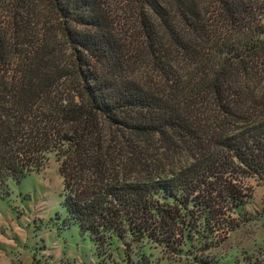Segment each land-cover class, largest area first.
Here are the masks:
<instances>
[{"label": "trees", "instance_id": "trees-1", "mask_svg": "<svg viewBox=\"0 0 264 264\" xmlns=\"http://www.w3.org/2000/svg\"><path fill=\"white\" fill-rule=\"evenodd\" d=\"M46 2L14 61L30 23L0 26V199L55 156L61 227L98 251L224 241L264 184V0H137L131 39L102 0Z\"/></svg>", "mask_w": 264, "mask_h": 264}, {"label": "rangeland", "instance_id": "rangeland-1", "mask_svg": "<svg viewBox=\"0 0 264 264\" xmlns=\"http://www.w3.org/2000/svg\"><path fill=\"white\" fill-rule=\"evenodd\" d=\"M102 3L116 20L115 33L131 39L137 0ZM46 4V0H32L28 8H23L20 0H0V26L9 36L11 22L18 13L30 23L25 44L9 53L12 61L17 51L29 48V43L48 38L46 13L40 18V13L48 12ZM257 18L264 20L262 13ZM54 35L49 38L63 49L64 40ZM58 168L59 161L50 156L44 168L20 183L12 182L10 196L0 199V264H264V184L253 177L245 181V204L234 213L240 224L221 243L214 237V246L207 250L200 244H190L175 253L144 240L132 244L128 258L124 253L128 238L115 240L104 251H98L89 235L79 234L74 226L61 227L65 213Z\"/></svg>", "mask_w": 264, "mask_h": 264}]
</instances>
